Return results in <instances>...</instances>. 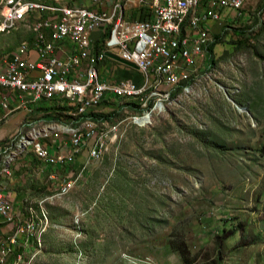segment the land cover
I'll return each mask as SVG.
<instances>
[{
	"label": "rangeland",
	"instance_id": "1",
	"mask_svg": "<svg viewBox=\"0 0 264 264\" xmlns=\"http://www.w3.org/2000/svg\"><path fill=\"white\" fill-rule=\"evenodd\" d=\"M222 20L214 62L192 93L147 127L124 121L81 181L44 201L50 225L32 264H187L181 243L190 264H264V0ZM22 38L0 33V53ZM126 110L100 108L116 111L109 125ZM36 171L45 185L32 205L52 191L47 172ZM36 174L29 185L38 186Z\"/></svg>",
	"mask_w": 264,
	"mask_h": 264
},
{
	"label": "built area",
	"instance_id": "2",
	"mask_svg": "<svg viewBox=\"0 0 264 264\" xmlns=\"http://www.w3.org/2000/svg\"><path fill=\"white\" fill-rule=\"evenodd\" d=\"M246 1L0 0V33H30L0 53V123L24 113L0 146V217L16 222L13 233L0 236V264L9 257L11 264H32L36 251L17 252V241L32 237L34 248L41 247L50 225L44 201L68 194L88 161H98L116 140L124 121L147 127L176 97L192 93L213 27L239 13ZM45 102L52 104V123L34 119ZM113 103L131 110L110 125L90 117ZM83 151L87 161L67 173L65 167ZM28 153L47 172L52 191L17 218L6 184L16 160Z\"/></svg>",
	"mask_w": 264,
	"mask_h": 264
},
{
	"label": "crops",
	"instance_id": "3",
	"mask_svg": "<svg viewBox=\"0 0 264 264\" xmlns=\"http://www.w3.org/2000/svg\"><path fill=\"white\" fill-rule=\"evenodd\" d=\"M18 32L23 34V38L20 41H22L23 39L27 38L30 35L28 31L18 30ZM51 106H52L51 103L45 102L37 107V108H40L39 110H37L36 108V110L34 111V114L40 115L44 113H50L52 109ZM23 119H24L23 111H17L11 114L7 119H5L3 122L0 123V146L5 138L13 134L18 129ZM0 151H1V148H0ZM86 161H87L86 154H85V151H83L79 155H77L76 160L72 164L65 167V171L66 172L68 171L67 173L71 174L73 169L79 168ZM89 163L90 161H88L87 163V168H88ZM20 166L26 169L24 171V173L27 174L26 176L24 175L23 172L19 173ZM36 168L38 167H37V161L35 160V158L29 155L27 156L25 155L19 158L15 162V169H14L13 177L6 184L7 189L10 191L13 204L17 208V211H16L17 218H21V216L27 215L25 205L28 204L31 198H34L33 197L34 193H36L35 190L37 189L42 190L44 188L45 182L43 181L44 179L41 178L44 175L37 172ZM30 172L38 173L36 174L37 175L36 178H40L39 183H37L38 186L36 185L32 186V184L29 185L27 183L28 175L30 176ZM85 172H86V169H85ZM2 181H3V175L0 173V184L2 183ZM15 223H16L15 221L12 223L6 222L2 219V217H0V236H6L7 234L13 233ZM33 249L35 248H34L32 237L27 242L25 241L23 242V239H19L17 241V244H16L17 252L23 250L28 256L32 253ZM11 261H12V257H9L8 264H11Z\"/></svg>",
	"mask_w": 264,
	"mask_h": 264
},
{
	"label": "trees",
	"instance_id": "4",
	"mask_svg": "<svg viewBox=\"0 0 264 264\" xmlns=\"http://www.w3.org/2000/svg\"><path fill=\"white\" fill-rule=\"evenodd\" d=\"M144 17V14L142 15ZM217 38L218 36L216 34H214V39H213V42L209 45L208 47V53H207V65L210 66L211 64H213V56H212V47L214 45V43H216L217 41ZM40 108H37V110H39ZM116 114V111H109V112H93L90 114V117L98 120V121H104V120H112V118L114 117V115ZM237 229L233 230L232 232H236ZM243 237V236H242ZM245 238V237H243ZM256 239L252 238L248 243L247 242H244L242 245H246V244H250V243H253L255 242ZM182 247H184V249L181 247L180 249V252H181V255L183 256L185 262L187 264H190L189 263V260H188V257H187V248L186 246L184 245V243H181Z\"/></svg>",
	"mask_w": 264,
	"mask_h": 264
}]
</instances>
